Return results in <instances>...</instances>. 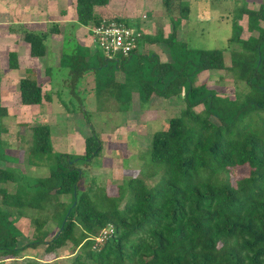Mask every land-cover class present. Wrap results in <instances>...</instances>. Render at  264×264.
<instances>
[{
  "label": "trees",
  "instance_id": "obj_1",
  "mask_svg": "<svg viewBox=\"0 0 264 264\" xmlns=\"http://www.w3.org/2000/svg\"><path fill=\"white\" fill-rule=\"evenodd\" d=\"M108 2L76 0V25L100 24L103 17L96 15L95 7ZM161 3L171 25L167 36L161 30L154 36L142 33L129 58L113 68L108 59L96 56L97 51L84 47L62 54L59 65L68 70L72 85L90 76L99 96L113 100L120 113L136 98L148 106L154 98L180 97L184 109L164 130L153 133L149 149L140 156L141 177L128 181V192L119 187L117 197L83 182L82 169L102 151L97 133L84 139L83 155H69L53 153L47 126L34 129L27 164H47L49 174L18 181L14 170L0 167L1 185L17 183L12 194L0 188L1 257L22 258L27 250L39 247L51 254L71 243L79 250L71 264H264V3L257 10L243 4L231 15L228 44L237 48L230 51L229 67L221 50L193 49L177 38L190 13L187 3ZM244 17L246 39L239 24ZM115 20L132 27L126 19ZM138 27L132 28L140 32ZM11 28L29 45V56L38 59L47 55V38L59 34L58 27L45 32L20 25ZM142 41L147 43L141 48L162 44L168 60L162 62L154 52L142 54ZM94 56L97 65L90 61ZM42 64L44 74L51 77L53 68ZM7 68H19L15 52L8 54ZM205 71L230 73L236 85L234 98L219 96L204 83L195 86ZM238 85L243 86L239 91ZM18 90L25 107L50 103L55 95L54 89L42 92L30 69L19 80ZM198 106L200 112L195 111ZM7 115L0 101V146L5 145L2 119ZM240 169L247 174L237 176ZM145 180L153 185L147 187ZM21 217H29L31 238L17 227ZM50 221L57 227L53 235L46 229ZM104 230L108 237L97 245Z\"/></svg>",
  "mask_w": 264,
  "mask_h": 264
},
{
  "label": "rangeland",
  "instance_id": "obj_2",
  "mask_svg": "<svg viewBox=\"0 0 264 264\" xmlns=\"http://www.w3.org/2000/svg\"><path fill=\"white\" fill-rule=\"evenodd\" d=\"M110 1L112 5H109V9L115 8L114 11L119 13L118 18H128L131 25L136 23L135 19L138 18V28H142L146 36H154L158 30L164 32V35L171 32L166 10L162 7L160 0H152V2L147 0ZM182 1L190 6V13L188 19L183 21L178 28L177 38L193 49L221 50L224 64L229 67L230 51L237 48L235 45L228 44L232 33L231 15L238 8L237 6L243 5L246 0ZM63 2L64 4L61 5L54 0H0V101L1 105L8 110L7 117L2 119L3 127L7 132L1 135V140L5 145L0 146V153L5 158L0 159V167L14 170L18 181L22 177L25 180L44 178L49 174L47 164L41 166L27 164L34 129L47 126L50 131L53 153L69 155H83L84 139L94 131L100 136L103 147L101 154L93 159L87 168L82 169L85 176L83 182L85 184L94 183L96 187L104 189L109 196L117 197L119 187L128 192V181L133 177H141L140 170L144 160L140 156L145 155L149 149L153 133L164 130L169 119L178 116L184 109V103L180 97L167 100L154 98L152 103L149 101L151 104L143 106L136 98L126 112L120 113L113 100L99 96L89 79H80L72 85L68 70L64 67L60 69L58 62L49 58L51 56L47 54L42 59L36 58V63H31L30 67H37L41 83L42 79L45 80L43 75L45 65L42 63L54 69L50 78L54 83L55 95L49 104L22 106L18 83L25 76V70L30 68L28 67L29 62L33 61L29 60V47L23 43L19 33H9L6 27L10 23L23 25L26 29L36 27L41 31L50 26L57 25L58 27L63 24L62 16L74 10L73 0ZM261 2L264 0H247L251 10H257ZM245 21L244 17L239 22L244 28L243 39L249 36ZM75 28L77 25L68 23L61 27V30L63 29L62 33L59 30L61 35L57 34L55 38L56 44L53 46L57 49L64 37L60 47L63 55L71 54L76 51V47L84 46L76 41ZM84 30V27L80 28V35L85 33ZM86 33H88L86 38L82 37L84 40L87 36L92 38L90 27ZM48 40L49 38L46 44ZM144 41L140 42L139 46L142 54L154 52L161 59L168 60L162 44L154 46L146 44L141 48V43H147ZM84 48L97 51L96 56L104 59L102 52L95 44L92 43ZM10 52L17 53L20 62L19 70H8L7 60ZM96 56L90 58L91 63L95 65L98 64ZM134 62L135 57L127 62V66ZM108 63L113 68L116 62L108 60ZM110 72L111 69L107 73L110 74ZM86 82L89 83L86 84ZM203 83L209 89L216 91L219 96L234 98L236 85L232 75L227 71H205L197 77L195 86ZM242 88V85H238V91ZM201 110L202 106L195 108L196 112ZM235 174L242 177L247 174V171L240 169L236 170ZM145 184L151 187L153 182L145 180ZM0 188H5L8 193L12 194L17 189V183L0 184ZM62 201L68 202L69 197H63ZM121 202L118 201L119 207L122 205ZM17 227L26 238L32 237L33 228L29 217L18 218ZM46 229L50 235L57 232L55 223L51 221L46 225ZM78 252L79 250L71 243H67L65 247L51 254H45L44 247H39L35 250H27L26 256L22 258L12 259L0 256V264H71V260Z\"/></svg>",
  "mask_w": 264,
  "mask_h": 264
},
{
  "label": "built area",
  "instance_id": "obj_3",
  "mask_svg": "<svg viewBox=\"0 0 264 264\" xmlns=\"http://www.w3.org/2000/svg\"><path fill=\"white\" fill-rule=\"evenodd\" d=\"M90 33L92 43L97 46L103 56L108 60L118 62L121 59L129 58L137 48L138 39L143 31L140 29L139 32L115 18H103L100 24L90 26ZM108 234L109 231L104 230L95 240L96 244H102Z\"/></svg>",
  "mask_w": 264,
  "mask_h": 264
},
{
  "label": "crops",
  "instance_id": "obj_4",
  "mask_svg": "<svg viewBox=\"0 0 264 264\" xmlns=\"http://www.w3.org/2000/svg\"><path fill=\"white\" fill-rule=\"evenodd\" d=\"M54 1H56V2H59V3H61V5H63L64 4V2L63 1H65V0H54ZM75 1L76 0H73V7H74V10L72 11V13H69V14H67V15H65V16H62V18H63V21H62V25H59L58 26V28H59V30H60V32L62 33V31H63V29L61 30V27L62 26H65V25H67L68 23H74L75 25H76V12H75ZM145 1V0H144ZM148 2H152V0H147ZM153 1H156V0H153ZM182 1V0H181ZM160 2H162V0H160ZM184 2V1H183ZM185 3H187V2H185ZM264 2H261L258 6H257V9H258V7L261 5V4H263ZM162 4V3H161ZM244 4H246V6L249 8V6H248V3H247V0H246V2H244ZM109 5H112V3H111V1L109 0V2H108V4L106 5V6H104V7H106V8H104V7H95V13H96V15H98L99 17H106V18H108V17H113V16H116L117 14H119V13H117V11H114V9H109ZM250 5V4H249ZM238 7V6H237ZM103 10V11H102ZM107 13V14H106ZM117 18L119 17V15H117L116 16ZM115 17V18H116ZM128 17H130V16H128ZM125 18V17H124ZM123 18V19H124ZM120 19H122V18H120ZM136 20V23L138 22V18H136L135 19ZM126 21L129 23V21H128V18H126ZM246 22V21H245ZM135 22L134 23H132V25H134V24H136ZM29 24H32V23H29ZM130 24V23H129ZM13 25H17L16 23H10V24H8L7 25V29H8V32L10 33H12V26ZM18 25H20V24H18ZM131 25V24H130ZM20 26H23V25H20ZM24 27V26H23ZM52 27H57V25L56 26H50V27H46L45 29H44V31L43 32H45L46 31V29L47 28H52ZM81 27H84L85 28V30H84V32L85 33H83L82 35H80V28ZM90 26H78L77 25V28H75V31H76V35H75V37L77 38V42H78V44L79 45H81V46H83V47H87V46H90V45H92V42H91V38H89L88 36H87V39L86 40H84L82 37H84V38H86L85 36L86 35H88V33H86V31H88V28H89ZM25 28V27H24ZM27 29L28 30H31V31H41V30H38L36 27H27ZM77 29V30H76ZM244 29V28H243ZM141 30H142V28H141ZM14 33V32H13ZM59 35H61V34H59ZM163 35H164V32H163ZM63 36V35H62ZM165 36H167V35H164V37ZM57 37V34H53V35H50L48 38H49V40H48V43L46 44V46H47V49H48V52H47V54H49L51 57H49V58H52L54 61H57L58 62V64H59V59H60V57H61V55H62V53H61V44L63 43V41H64V37H63V41H61V43L59 42V46L57 47V49H55L54 48V44H56V41H55V38ZM89 39V40H88ZM89 41H90V43H89ZM24 44H26L25 42H23ZM28 47H29V45L28 44H26ZM147 45H149L150 46V44H147ZM145 46H146V44H145ZM154 46V45H153ZM26 48V47H25ZM29 51H30V49L28 48V53H29ZM16 53V52H15ZM17 54V53H16ZM29 55V54H28ZM18 56V55H17ZM160 58V57H159ZM29 60H31V61H33V62H29L30 64L28 65V67H30L31 66V63H36V58H32L31 59V57H29ZM160 60L162 61V62H166V59L164 60V59H161L160 58ZM116 64H118V63H116ZM27 68V67H26ZM20 69V62H19V68L17 69V70H19ZM28 69V68H27ZM26 69V70H27ZM30 70H33L34 71V73H35V78H36V80H37V82L41 85V87H42V92H48V91H51L52 89H53V86H54V83H53V81H52V78H50V77H47L45 74H44V71H43V75H44V79L45 80H43L42 79V83H41V81L39 80V79H41V77H40V75H39V73H37L38 72V69H37V67L36 68H34L33 66L32 67H30L29 68ZM16 71V70H15ZM24 71V70H23ZM53 71H54V69H53ZM117 78L120 80V79H122L123 77H122V75H121V73L120 72H118L117 73ZM85 79H89V80H91V77L90 76H86V78ZM87 83V82H86ZM134 101V100H133ZM132 101V102H133ZM46 102H43L42 104H45ZM42 104L40 105V106H42ZM46 104H49V103H46Z\"/></svg>",
  "mask_w": 264,
  "mask_h": 264
}]
</instances>
